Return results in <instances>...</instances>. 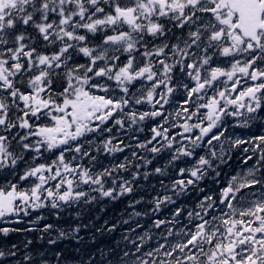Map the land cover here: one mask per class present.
<instances>
[{
    "label": "snow or ice",
    "instance_id": "obj_1",
    "mask_svg": "<svg viewBox=\"0 0 264 264\" xmlns=\"http://www.w3.org/2000/svg\"><path fill=\"white\" fill-rule=\"evenodd\" d=\"M0 264H264V0H0Z\"/></svg>",
    "mask_w": 264,
    "mask_h": 264
}]
</instances>
